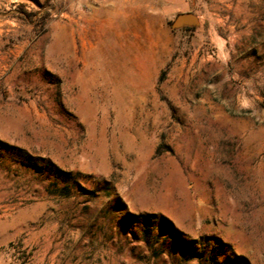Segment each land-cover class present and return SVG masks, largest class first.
Segmentation results:
<instances>
[{
    "label": "rangeland",
    "instance_id": "obj_1",
    "mask_svg": "<svg viewBox=\"0 0 264 264\" xmlns=\"http://www.w3.org/2000/svg\"><path fill=\"white\" fill-rule=\"evenodd\" d=\"M0 264H264V0H0Z\"/></svg>",
    "mask_w": 264,
    "mask_h": 264
},
{
    "label": "water",
    "instance_id": "obj_2",
    "mask_svg": "<svg viewBox=\"0 0 264 264\" xmlns=\"http://www.w3.org/2000/svg\"><path fill=\"white\" fill-rule=\"evenodd\" d=\"M197 18L192 13H180L177 14L171 23L172 28H179L183 25H196Z\"/></svg>",
    "mask_w": 264,
    "mask_h": 264
}]
</instances>
